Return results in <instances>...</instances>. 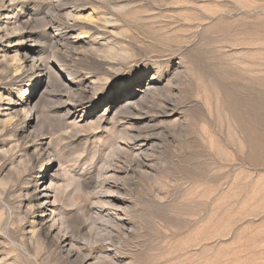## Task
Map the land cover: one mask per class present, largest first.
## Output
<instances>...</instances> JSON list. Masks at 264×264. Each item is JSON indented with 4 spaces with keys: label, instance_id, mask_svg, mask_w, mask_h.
<instances>
[{
    "label": "rangeland",
    "instance_id": "1",
    "mask_svg": "<svg viewBox=\"0 0 264 264\" xmlns=\"http://www.w3.org/2000/svg\"><path fill=\"white\" fill-rule=\"evenodd\" d=\"M0 264H264V0H0Z\"/></svg>",
    "mask_w": 264,
    "mask_h": 264
},
{
    "label": "bare ground",
    "instance_id": "2",
    "mask_svg": "<svg viewBox=\"0 0 264 264\" xmlns=\"http://www.w3.org/2000/svg\"><path fill=\"white\" fill-rule=\"evenodd\" d=\"M57 1V0H56ZM59 1V0H58ZM62 1V0H60ZM66 1V0H65ZM55 2V1H54ZM68 3V2H67ZM64 4H61L60 2L56 3V8H59V6L63 9ZM54 6V5H53ZM65 8V7H64ZM55 9V8H54ZM59 10V9H58ZM57 12V11H56ZM60 21V29H62V33L58 35L59 39H67L68 32L73 29V25H71L69 22L63 19H59ZM59 27V26H58ZM57 32H60L57 30ZM58 34V33H57ZM69 39V38H68ZM59 43V42H58ZM63 45V44H62ZM66 46V45H65ZM92 60V59H91ZM93 63V62H92ZM91 63V64H92ZM99 64V63H98ZM148 90V89H147ZM145 91V90H144ZM68 94V93H67ZM132 103V102H131ZM71 105V104H70Z\"/></svg>",
    "mask_w": 264,
    "mask_h": 264
}]
</instances>
